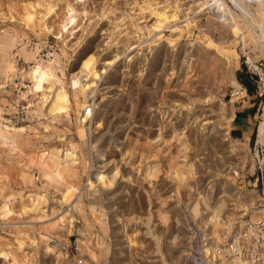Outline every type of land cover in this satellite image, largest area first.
<instances>
[{"label": "rangeland", "instance_id": "rangeland-1", "mask_svg": "<svg viewBox=\"0 0 264 264\" xmlns=\"http://www.w3.org/2000/svg\"><path fill=\"white\" fill-rule=\"evenodd\" d=\"M7 1L0 0V35H3L6 30L5 34L15 32L18 49L22 44L28 49L39 45V55L31 63L14 50L11 56L14 68L19 72L44 69L48 59H55L54 54L59 57L61 67L53 70L55 82H51L47 76L37 79L41 74L36 73L34 80L29 84L34 89L35 96H32L33 93L28 94L22 100L19 99V90L25 92V86L28 84L25 83L23 87L16 79L14 82L18 85L19 89H17L10 82L5 84V76L0 74V114L9 122L8 125L17 129L24 128L22 135L29 140L19 151L0 143V167L7 176L5 182L9 183L10 189L23 191L24 194L41 192L46 195L47 202L42 206L47 214L46 223L53 219L56 221L63 215L70 217L72 221L69 229L62 230L60 227L61 230L55 228L50 231L45 227L46 223L39 224L28 218L25 219L31 213L21 215L19 221L26 223L25 229L18 225L9 236L0 234L4 238L0 239V244L4 247L6 242L9 243L6 245L9 248H4L9 250L10 264H53L51 255L43 253L44 243H38L35 232H43L55 237L62 243L59 246L65 244L63 247L67 250L61 249V251L74 264L79 262L120 264V258L123 260L127 257V260L121 264H214L215 258L209 250H206L205 244L214 245V240L222 226H229L237 214L232 211V197H227L224 192H228L230 185L234 184L242 190L238 202L241 208L251 210L262 207V203L256 196V187H259V184L254 186L256 173H259L257 169L259 162L256 160L252 172L248 166L250 157L256 155L253 149L257 144V127L261 122L264 92L261 97L258 96L254 100L255 105L251 112L255 114L254 118L253 115L251 116L254 130L249 141L242 138L247 145L235 143V154L229 153L225 148L229 145L226 140H230L231 137L224 135L229 130V123L226 124L224 120L228 109L231 108L232 97L231 84L226 78L218 54L224 42L229 40L227 26L214 18L211 13L200 11L194 0H57L58 2L51 0L55 1L57 6L54 9L55 12H51L42 21L47 27L52 28V31L46 35L37 27L35 28L41 22L38 19L44 12L43 7L33 9L35 13L37 12L31 23L34 26L26 29L19 19L23 15L21 0H16L15 3L10 2L11 0ZM225 1L232 7L228 0ZM175 3L181 8V12L178 13L180 21L189 19L190 28L178 29V25L174 22H168L164 25V29L158 28L150 33L156 13L167 12L165 9L169 7L168 12H173ZM8 4L14 9V12L10 13L12 20L8 19V15L5 18L2 16L7 14ZM66 4H71L82 18L77 28L63 40L61 35L56 36V33L66 12L64 9ZM256 5L257 2L251 4V12L255 18L258 17ZM141 8H144L143 11ZM104 9H106L105 12L102 11ZM62 33L64 38L66 35L64 31ZM255 41L257 49L255 48L252 52L249 47L245 50L241 49V43L230 48L234 51L231 57L235 78L236 73H239L254 85H256L254 79L258 83H264V73L260 75L261 82L257 77L249 79V74L242 62L245 57L246 61L248 60L250 57L248 53L250 55L252 53L251 59L260 58L264 64L259 41L257 39ZM77 42L80 45L74 49L72 45ZM210 42L216 47L208 46ZM128 44L131 45L130 50L124 52ZM88 48H93L92 52L97 64L87 65L82 72L79 71L80 68L75 70L80 55ZM117 52L116 62L109 68H101L104 64L106 65L105 59L109 60ZM96 66L97 69L100 66L99 71L103 73L97 85L91 82ZM112 73H116L119 78L115 85L107 83L108 75ZM95 77H97L96 74ZM38 83L46 89L48 95V101L41 113L32 112L34 101L38 98L40 91L36 89ZM77 85L88 87V91L93 90L95 86V106L89 107L96 119L93 120L94 117L91 119L94 124L90 125L91 143L88 145L84 144V139L81 140L83 134L79 128L84 125L81 116L88 105L82 106L80 113H77V104L72 95ZM79 99L83 100L81 97ZM244 101L247 107L248 99L245 97L234 102V109L239 110ZM56 114L62 116L56 120ZM105 114L112 122L104 121L101 122L100 127H97L95 122L103 118ZM45 126L48 128L45 129ZM86 127L84 129L87 132ZM158 128L162 129V135L157 134ZM183 132L187 138L181 135ZM100 133L103 139H101L102 142H97L95 137ZM153 137L154 141L151 139ZM57 146L62 147L61 150L69 149V152L75 148L74 152L80 158L79 174L71 178L72 182L69 181L70 179L67 180L74 184L77 196H82L89 190L86 185L88 178H92L93 168L106 173L114 166L119 169L116 182L109 190L103 192L104 196L102 194L100 200V204L115 218L110 228H101L88 208L77 214L72 212L68 207L71 202H66L63 196L64 186L50 181L45 174H42L36 159L43 157L44 150L51 152ZM255 147L258 148V146ZM261 147L264 150V145ZM92 148L100 149L104 157L93 158ZM236 164L239 166L237 170L239 177L234 180L230 175H226L225 168L229 166L230 170ZM150 166H153V169ZM169 171L174 173L173 178L166 177ZM21 173L31 176L32 181H23ZM174 176H176L175 180ZM106 193L108 196L105 195ZM201 195L206 197L209 205L207 209L200 200ZM219 199L225 200L223 204L226 205L220 207L222 203L217 202ZM252 201V206H243L244 203L249 205ZM83 202L87 203V199L84 198ZM15 207L17 211L18 204ZM221 208H224L227 217L223 223H221L223 214ZM53 211L54 216L51 215ZM209 215L206 221L213 225L204 227V218ZM135 216L140 218L133 219ZM127 218L131 221L129 222ZM116 224L121 225L118 231L114 228ZM122 224L125 227H122L124 226ZM76 229H82L83 236L77 233ZM67 230L70 232L68 233ZM123 234L126 238L121 236ZM99 236L105 237L107 245L104 246L107 247L105 256L101 258L99 256L96 260L93 257L89 258V254L78 255L73 250V246L76 245V250L79 246L78 240H81L93 253L94 251L95 254L100 253L103 248L96 246ZM154 236L159 240L157 252ZM203 238H210L213 241L203 243ZM5 239L7 241H4ZM117 240H122L124 245L117 246ZM33 253L36 255L34 256ZM76 255L79 256L80 261L78 258L74 260L73 257ZM114 255L118 259L117 262L113 261ZM65 262L66 260L62 264H66Z\"/></svg>", "mask_w": 264, "mask_h": 264}, {"label": "bare ground", "instance_id": "bare-ground-1", "mask_svg": "<svg viewBox=\"0 0 264 264\" xmlns=\"http://www.w3.org/2000/svg\"><path fill=\"white\" fill-rule=\"evenodd\" d=\"M14 1H16V0H11L10 2L13 3ZM228 1L232 5V7H230L226 3L225 0H201L200 2H198L197 0H194L193 1V2L196 3V5H198L197 8H200L199 9L200 11H202L203 13H211L214 16V18H216L218 21L222 22L228 28V32L227 33L229 34V40L226 41V42H224V45L221 47V52L218 54L219 57H220V59H221V62H222L221 65L223 66L224 72L226 74V78L228 79V81L231 84V92H230L231 97H232L231 100H230V106H231V108L228 109L229 111H228V113H226V116H225V120L224 121L226 122V124L230 123V121L232 120V118L234 116V112H235V109H234L235 107L233 106L234 105V102H236L237 100H242V99H244L246 97L245 90L239 84V82L236 80V78L234 76V73H233V68H232V64L233 63H232V57L231 56L234 53V51L230 49L231 46H235L236 44L241 43V49L245 50L246 47H249L250 48V51L252 52V51H255L254 50L255 48L257 49V47H256V41H255V39H257L259 41V44H260V47H261V50L260 51L262 52V55L264 57V0H228ZM253 2H257V5L255 7V9L257 11V16H258L257 18H255L254 15L251 12L252 11L251 4ZM20 3H21L20 6H21V10H22L21 12H22L23 15H22V18H19V19L22 21L21 23H23L22 25H23V27L25 26L26 29L28 27L29 28H31V27L33 28V26H34L31 23L34 20V16L37 14V12L35 13L33 9H35L37 7H39V8L40 7H43L44 8V12H43L42 16L40 15L39 16V19H38L41 22H39V24H37V26H35V28L37 27L38 30H41L46 35H48L52 31L51 30L52 28L47 27V25H45L46 23L44 24V22L42 23V21L44 20L45 17H48L49 14L54 11L55 7L57 6V4L55 3V1H51V0H21ZM20 6H17V7H20ZM172 6H173V4H172ZM6 7H7V11H6L7 14H5V15L2 14V16H4V18H5L8 15V19L9 20H12L13 17L10 15V13L11 12H14V9L11 6H9V4ZM232 8H233V10H232ZM64 9L66 10V12L63 15V19L60 22V25L58 26L59 27L58 28L59 31H57L58 33H56V36L61 35V38L63 40L66 39L68 37L67 35L68 34L70 35V33L75 28H77V26L80 24L79 23V20H81V18H82L80 16V14L73 8V6H71V4H66ZM143 9H142V11H143ZM168 9H165V10H167V12L166 11H163V12L160 11V13L157 12V10H156V12H157L156 15H155L156 19H155V21H154V23L152 25V29H151L150 33H153L158 28H163L164 29L165 28L164 25L166 23H168V22H174L176 25H178V29H181V28L182 29H184V28L188 29V28H190L191 21L189 19H185L184 21H180L181 19L179 18V14H178L179 12H181L180 5H177L176 4V6H174V8H172L173 9L172 10L173 12H168L169 11ZM102 11L105 12L106 9H104ZM154 11H155V9H154ZM15 12L18 13V11L16 9H15ZM178 21H180V22L178 23ZM36 23H38V22L36 21ZM179 24H180V26H179ZM69 25H71L70 28H68ZM227 28L225 27V29H227ZM63 31H64V34L66 35V36L64 35L65 36L64 38H63V33H62ZM6 32H7V30H6ZM6 32H4L3 35H0V59H1L0 60V74H3L5 76V81H4L5 84L8 83V82H10L17 89H19L18 88V85H16L15 82H14V80H16V79H18L20 81L19 85H21L23 87L25 86V83L28 84L27 86H25V88H26V91L25 92H20V90H19V93H18L19 99H21V100L22 99H25L28 94H32L33 93L34 89L29 84L34 80V76H35L36 73L41 74L37 79H39V78H41L43 76H47V77L50 78V81L51 82H55V76L53 74V70H58L61 67V63H60L59 57L56 56L57 54L56 55L54 54L55 59H52V60H49L48 59L47 60V63L45 65L43 64L44 65V69H38L37 71H30V72H26V71H20L19 72L18 69L14 68V65H13V62H12V57L11 56L13 55V51L15 50L18 53H21L23 55V58L25 60H27V61H30L29 63H31L32 61H35L36 58H37V55H39V45H36L32 49H28V47L26 45H23L22 44V45H20V48L18 49L19 46H17L18 41H17V36L14 34L15 32L12 33V34H8V33L5 34ZM258 33H259V35H258ZM169 42H171V41H169ZM79 45H80V43L77 42V43L73 44L72 47H74V49H76ZM213 45L214 44L212 42H210V44L208 46H213ZM130 47H131V45L128 44L125 47L124 52L125 51H129L130 50ZM92 50H93V48H90V49L88 48V50L86 52H83L80 55V57H79V63L77 62L78 65H77V67H76L75 70H77V69L80 68L79 71L82 72L84 69H86L87 65L89 66V64H97V60H96L95 55L93 54ZM165 54H163V55L165 56ZM94 58H95V60H94ZM117 58H118V52L114 56H112L109 60L108 59H105L104 62H106V65L103 63L104 66H102L101 68L106 69V68L111 67L116 62ZM254 61H255L254 58L251 59L249 57L248 60H247V63L249 65L250 64L251 65H254L253 64ZM162 62H165V61H162ZM101 68L99 66V69H101ZM99 69H97V66H96L94 68L93 73H92L93 74V77H92L91 82H93L95 85H97V82L101 78V74H103L102 72L99 71ZM147 72H149V71H147ZM95 74L97 75V77H95ZM259 75H262V73H260ZM108 76L109 77H108V80H107L108 82L107 83L110 84V85L111 84H114L115 85V83H117L119 81V78L117 77L116 73H112V74H110ZM130 88H131V86H130ZM1 89H2V87H1ZM36 89H38L40 91H39L38 98L35 99V101H34V104H33V109L34 110L32 112H40L41 113L42 112V108L44 107V105L48 101V95H47L46 89L42 88V86H41L40 83L37 84ZM94 92H95V86H94L93 90L88 91V87H85L83 85H77L73 89V92H72V95L75 98V103L77 104V113H80V110H81L82 106H84L85 104H87L88 105V108H89V112L87 114L84 112L85 109L83 110L81 118H82V121H83V124L84 125L79 127L81 129L82 134H83V135H81L82 136L81 137V140L84 139L85 142L84 141L83 142H84V144H87V145L91 143V141L89 140V135H90L89 134V129H91L90 128V125H91V123H93V121L91 122V119H92V117H94L93 120L96 119L95 116H94L93 111L91 110V107H89V106H93V107L95 106V102H94V97H95L94 95L95 94H94ZM32 96L34 97L35 96V93H33ZM79 97H81L83 100H80ZM87 99H88V101L86 102ZM10 107L13 110L12 105H10ZM0 111H1V109H0ZM105 113H107V112H105ZM61 116H62L61 114H56L55 115V119L58 120L57 118H59ZM139 117H141V116H139ZM260 117H261V120H260L261 122L259 123V125L257 127V144L264 145V103H263V106H262V114H261ZM104 121H110L109 118H108V116L106 114H105V116H103V118L97 120V122H95V124H97V127H100L101 122H104ZM134 121L135 120H133V122ZM110 122H112V121H110ZM138 122H139V120H138ZM8 123L9 122L7 120H5L2 117V115L0 114V143L2 145H9L12 150H18L19 151L21 147L25 146L29 142L28 138H26V137H24L22 135V132H24L25 129L24 128H18L17 129V128H15L12 125H8ZM87 125H88V127H86ZM157 125H158V123H157ZM106 126H108V124ZM159 126H161V125H159ZM184 126H185V124H184ZM202 126L201 127L199 126V128H202ZM85 127L87 128V132H86V129H84ZM185 127H187V126H185ZM204 127L206 128V125ZM44 128L47 129L48 127L45 126ZM104 128L106 129L105 126H104ZM205 128H204V130H205ZM159 129L160 128H158V130H157L158 131L157 134L162 135L161 134V132H162L161 130L162 129L161 130H159ZM176 129H177V127H176ZM107 131H109V129ZM101 132H102V130H101ZM58 133L60 134V132H58ZM181 135L185 136L186 134L183 132ZM224 135H228V130L224 133ZM102 136H103L102 133L98 134L97 137H95V141H97V142L101 141V139H103ZM185 137L187 138V136H185ZM151 139H152V141L155 140L154 137L151 138ZM202 141L205 142V140H202ZM226 141H228V143H229L228 146L225 145L226 146L225 147L226 150L229 153H234V154L236 153V149L234 148V144L235 143H237L238 145L239 144L240 145L241 144L242 145H247L246 141L244 142V140H240V139H236V138H230V140H226ZM131 142H132V140H131ZM185 142L187 143V139L185 140ZM61 148L62 147H59L58 148V146H57V147L53 148V150H51V152L46 149L47 151L46 150L43 151V153H44L43 157L36 159L38 161V164H39V167H40V170H41L42 174H45L47 176V179H49L50 181H52L54 183L56 182L57 184H60L61 183L64 186L63 196H64V199L66 200V202H68V203L71 202L68 207H69V209L72 212H76V214H77V213L83 212V210L85 208H88L90 210V214L94 217L95 222L98 223L101 228H103V229H107L108 227L110 228V226L114 222L113 219H115V218H113L112 214H110V212H108V210L106 208H104L103 205L100 204V200H101V197H102L101 195L103 194V192H106L107 190H109L113 186L114 182H116L117 177L119 175V169H117L116 166L113 167L111 165V167H113V168H110V170L106 173L104 171L99 170L98 168H93V170H92V178H90V177L88 178V183L86 185L89 190H87L84 195L77 196L76 195V188H75L74 184L70 183L69 181H71V178L73 179L74 176H76L77 174H79V169H80V166H81V164H80V158H79L78 155L75 154V152H74L75 148L74 149H71V152L68 151L69 149H65L64 150V148H63V150H61ZM99 150L100 149H93L92 148L91 154H92V157L93 158L95 157V158L98 159V158L104 157V154L101 151H99ZM122 150H123V148H122ZM113 156H115V155H113ZM256 160L259 162V164H264V155H263L262 158L259 157L257 154L255 156L250 157V159H249V166H248L250 172L253 171ZM184 161H186V160H184ZM150 167H152V169H153V166H150ZM238 168H239V166L237 164L234 165L232 168H230V170H229V166H227L225 168L226 175H230L234 180H236L239 177V174L237 172ZM150 171L152 172V170H150ZM169 172L170 173H166V177L168 176L170 178H173L172 176H173L174 173L172 171H169ZM142 174H144V173H142ZM20 175H21L23 181H26V180H29L28 182H31L32 181L31 176H28V175L25 176L24 173H21ZM5 178H7V176L2 171V169L0 167V215H1L2 219H6V218L10 217L11 215L15 214L16 221H18L17 223H19L20 222L19 221V217L21 215H23V214L25 215L27 213H31L25 219L28 218L30 221H34V222L39 223V224H42V223L45 224L46 223L45 222V219L47 218V214L42 209V206H43V204H46V202H47L46 195L42 194L41 192H29L27 194L26 193L24 194L23 191H19L18 192L16 190L10 189L9 186H8L9 183L8 182H5ZM175 178H176V176H174V180H175ZM68 179H70V180L67 182ZM122 179H124V178H122ZM64 181H65V184H63ZM114 191H116V190L114 189ZM112 193H114V192L112 191ZM241 193H242L241 188L240 189L237 188L234 184H231L230 185V188H229L228 192L227 191L224 192V195H226L227 197H232L231 198V200L233 202V204H232V211H235L237 213H244V214H248V213H250V214L262 213L264 215V208L263 207H260L258 209H251V210L248 209V208H244V209L241 208L242 206H239L238 205V202L240 200ZM105 195H107V193ZM103 196H104V194H103ZM127 197H128V195H127ZM84 198L87 199V203H84L83 202ZM138 199H139V197H138ZM126 200H127V198H126ZM147 200L149 201V199H147ZM200 200L204 204L205 208L207 209L209 207V205L206 202L205 195H201V199ZM217 202L222 203V205H220V207H223V206L226 205V204L225 205L223 204L224 202H226L225 200L219 199ZM14 204H18V210L17 211L16 210H12V208L15 207ZM252 205H253V201L249 205H247V204L244 203L243 206L245 207V206H252ZM129 207H130V205H129ZM155 208H157V207H155ZM123 209H125V208H123ZM50 211H52V210H50ZM224 211H225L224 208H221V213H223L222 216L225 215ZM138 212H140V211H138ZM212 213H214V212H212ZM53 214H54V211L52 212L51 215L54 216ZM97 214L99 216L98 217L97 216L95 217V215H97ZM208 217H210V215L209 216H206L204 218V227L205 226H208L209 224H210V226L213 225V223H211L209 221L208 222L206 221ZM69 218L70 217H68L66 215H63V216H61L56 221H54V219L53 220L51 219L52 221H50V222L48 221L49 223H46L45 224L46 225L45 227L47 229H49V230L50 229H53L54 230L55 228H59V230H61V229L63 230V228H64V230L65 229H69L70 226L72 225V221ZM139 218H140L139 216L133 217V219H139ZM130 219H132V218H130ZM225 219H227L226 216H225ZM127 220L129 222L131 221L128 218H127ZM148 220L149 219H147V221ZM143 222H145V220ZM115 223H116V221H115ZM122 225H124V224H122ZM120 226L117 225L116 227H114L115 228V231H118V229L121 228ZM60 227H62V228L60 229ZM122 227H125V225L122 226ZM76 230H77V233H79L80 235L83 236L84 231L82 229H76ZM67 232L69 233L70 231L67 230ZM45 234L46 233H44V235ZM91 235H92V233H91ZM154 235H155V233H154ZM7 236H9V235H7ZM121 236L126 238V236H124V234L121 235ZM105 237H106V234H105ZM105 237H100V236L97 237L98 244H96V246H99V248H103V251H100L101 254L98 253V252H97V254H95V251L93 253L87 247L86 243L85 242H82L81 240H78L79 246L75 250L76 251L75 253H77L78 255L79 254H85V255L89 254L90 255L89 258L93 257V258H96V260H97V258L99 256L101 258L104 255V253L107 252L106 251L107 249L105 250V248H107V247H104V246H107L106 245V242H105ZM40 238H42V237H40ZM40 238L37 240L38 243L40 242ZM0 239L3 240L4 238L2 236H0ZM130 240L132 241V238ZM154 240H155L154 241L155 242V245L157 247V248H155V251H156V249H158V241L159 240L155 236H154ZM4 241H7V240L5 239ZM117 241H118L117 246L124 245V243L121 242L122 240H117ZM131 241H129V242H131ZM6 243L9 245L8 242H6ZM7 244H5V245L3 244V245H4V247L9 248L8 246H6ZM205 246L207 247L206 250H209V253L212 254L213 257L215 258V263L214 264H229V263H226V262H223V261L221 262L219 260L220 257L217 256V255H215V252L216 251L214 249V245H211L210 246L208 244H205ZM4 247L0 244V262H3L1 264H10V260H9L10 253H9V250L7 251ZM132 248H133V246H132ZM135 249H137V248H135ZM42 251H43V253L45 255L46 254H49L48 256L51 255V257H52V263L53 264H62L65 260H66V262H65L66 264H74L72 261H70V260H68L66 258L65 254L56 245L50 246L47 243H44L43 244V247H42ZM130 251H131V248H130ZM35 253H36V251H35ZM118 253H120V252H118ZM36 254H34V256ZM139 254H140V252H139ZM73 258H75V257H73ZM127 258H125V259L122 258L123 260H121V258H120V264L123 263L125 260H127ZM76 259L77 258H75L74 260L76 261ZM113 261H116V262L118 261V259H117L116 256L113 259ZM100 262H101V260H100ZM100 262H98V263H100ZM78 264H82V263L79 262Z\"/></svg>", "mask_w": 264, "mask_h": 264}, {"label": "built area", "instance_id": "built-area-1", "mask_svg": "<svg viewBox=\"0 0 264 264\" xmlns=\"http://www.w3.org/2000/svg\"><path fill=\"white\" fill-rule=\"evenodd\" d=\"M247 55L251 57L252 53L251 55L250 53ZM242 64L245 67L246 72L249 74V79L252 80L253 77H257L260 82L262 81L259 75L260 73H264V64L262 59L259 58L253 62L254 65H249L245 57ZM253 81L256 85H260V92L258 96L261 97L264 92V83H258L255 79ZM84 112L87 114L89 112V108H86ZM255 146H258V148ZM253 151L254 154H257L258 156L260 155V157L264 155V153L262 154L264 150L261 145L255 144ZM257 166L259 173H256L254 186L259 184V187H256V196L259 198L262 203V207L264 208V164L257 163ZM12 210H16V207L12 208ZM224 221L225 215L222 216L221 223ZM17 222L15 214L6 219H2L0 215V233L2 235H11L13 234L16 226L19 225L24 227V229L25 226H27L24 221H22V224ZM230 225L227 227L222 226L217 234V238L214 240V249L216 251L215 255L220 257L219 260L229 264H264V215L262 213H237ZM34 235L37 239L42 237L40 238L41 243H47L50 246L56 245L62 250H67L63 247L65 244L59 246L62 243L57 241L55 237L47 234L44 235L43 232H35ZM202 241L203 243H209L213 240H210V238H203ZM75 247L76 245L73 246L74 251ZM75 258H78L79 260L78 255H76Z\"/></svg>", "mask_w": 264, "mask_h": 264}, {"label": "crops", "instance_id": "crops-1", "mask_svg": "<svg viewBox=\"0 0 264 264\" xmlns=\"http://www.w3.org/2000/svg\"><path fill=\"white\" fill-rule=\"evenodd\" d=\"M236 79L245 90L246 98L248 99V106H245L246 102L244 101V104L239 108V110H235L234 116L229 123L228 135L231 138L240 140L245 138L249 141V138L251 137L254 130L253 125L251 124V116L253 115L252 117L254 118L255 114L251 112L253 110V106L255 105L254 100H256L258 97L260 85L252 84L245 76L243 77L239 73H236ZM240 80L243 82V84L240 83Z\"/></svg>", "mask_w": 264, "mask_h": 264}, {"label": "trees", "instance_id": "trees-1", "mask_svg": "<svg viewBox=\"0 0 264 264\" xmlns=\"http://www.w3.org/2000/svg\"><path fill=\"white\" fill-rule=\"evenodd\" d=\"M240 83L243 84V82L240 80Z\"/></svg>", "mask_w": 264, "mask_h": 264}]
</instances>
